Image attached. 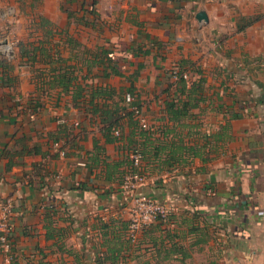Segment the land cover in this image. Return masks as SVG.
Masks as SVG:
<instances>
[{
    "label": "crops",
    "instance_id": "0c3cea01",
    "mask_svg": "<svg viewBox=\"0 0 264 264\" xmlns=\"http://www.w3.org/2000/svg\"><path fill=\"white\" fill-rule=\"evenodd\" d=\"M70 66L78 103L55 81ZM178 68L203 91L174 123L167 101L187 98ZM131 88L149 140L128 119L107 134L90 104ZM179 140L200 154L173 153ZM135 142L138 193L175 211L134 243L121 180ZM0 193L15 202V259L0 249V264H264V0H0Z\"/></svg>",
    "mask_w": 264,
    "mask_h": 264
},
{
    "label": "trees",
    "instance_id": "16d2710c",
    "mask_svg": "<svg viewBox=\"0 0 264 264\" xmlns=\"http://www.w3.org/2000/svg\"><path fill=\"white\" fill-rule=\"evenodd\" d=\"M95 1V0H94ZM71 16V13H70ZM36 53V52H35ZM101 54V55H100ZM97 54V56H101L104 61L106 62L107 66L109 65L110 68V73H114V74H120V71L113 66V59L110 56V51L109 50H105L103 49V51ZM22 55L24 56L25 53L22 52ZM40 55L42 57L48 58L50 57V54L48 52H41ZM62 62V59H59ZM66 69L63 72V68L60 69V74L59 76L55 77V81L58 82L64 89V91L69 90V88L71 86L76 87V94H75V102L78 101V97L79 96H83L85 95L86 89L83 86H77L76 82H77V78L75 76V68L70 66L69 68L65 67ZM177 82L178 85L182 86L180 88V90L182 91V93H186L187 94V98L184 100H171V101H167L166 104V111L168 114V118L170 121L177 123L179 121H181L183 118L188 117L190 115V111L192 110V108H194L198 101L201 100V93L203 91V86L201 81L198 83H194L192 84L191 88L186 90V85L188 82V79H186L184 77V74L187 73V71H185L184 69H177ZM188 91V92H187ZM113 91L111 90V88L108 87H98L92 90V95L94 94L97 97H103L106 100L107 99H111L113 96ZM129 97H132L133 100H130ZM78 103V102H77ZM91 105L94 106V112L95 113H99L102 123L104 125L105 128V132L107 134L113 133L114 130L116 128H120L121 124H122V120L124 119H128L130 121L133 122V124L135 126H139L141 124L140 121V117L138 115V113H136V110L134 108L140 109L141 110V104L135 94V90L133 88H131L128 92H124V96L120 97V102H116L114 104H110L105 102L102 106H100L99 104H96L94 101L90 102ZM141 131H139L138 135L140 136V138L149 140L151 135L149 130L145 129L142 124H141ZM205 141L210 142L211 139L209 136H205ZM136 144L133 146L132 148V152L134 151H139L142 154V162H141V167H134L133 164V160L130 159L129 162V168L128 170L124 173L122 180H121V185L124 181L125 176L130 173V172H134L137 170H140L142 173L145 174V171H143L142 168V164L143 161L146 158V151L143 148L144 144H141L140 142H135ZM161 143V142H160ZM180 143V144H179ZM179 143L174 142V145L172 147H176V148H172L173 153H177L179 152H183V153H187V154H193V156L199 155L200 153L195 151V150H191L190 148H188L187 146H184L182 143V140H179ZM158 148V146L156 147ZM157 153V152H155ZM131 158V156H130ZM174 158V157H173ZM174 165V164H173ZM171 216V215H170ZM169 219V218H168ZM167 219V220H168ZM166 220L163 221H158V222H164ZM15 258L13 257V260ZM12 260V261H13ZM174 264V263H171Z\"/></svg>",
    "mask_w": 264,
    "mask_h": 264
},
{
    "label": "built area",
    "instance_id": "2783aa9c",
    "mask_svg": "<svg viewBox=\"0 0 264 264\" xmlns=\"http://www.w3.org/2000/svg\"><path fill=\"white\" fill-rule=\"evenodd\" d=\"M177 71L174 70V77H177ZM184 77L189 79V74L185 73ZM133 100L132 97H129ZM138 113L141 124L146 127V122L141 116V110L134 108ZM114 133L119 136L120 130L115 129ZM54 152L65 155V150L62 148L61 142H55L53 145ZM51 154L48 155L50 157ZM134 167H141L142 154L139 151H134L131 154ZM140 169V168H139ZM147 180L146 174L140 170L128 173L122 183L123 190L131 193L132 206H131V221L129 224V238L132 242H137L139 233L149 224L157 221L167 220L170 215L175 211V205L171 202H164L155 199L151 196L138 193V189ZM14 215H15V202L12 197L5 196L0 193V249L5 254L7 260H13V241L12 235L14 230Z\"/></svg>",
    "mask_w": 264,
    "mask_h": 264
},
{
    "label": "rangeland",
    "instance_id": "374dc122",
    "mask_svg": "<svg viewBox=\"0 0 264 264\" xmlns=\"http://www.w3.org/2000/svg\"><path fill=\"white\" fill-rule=\"evenodd\" d=\"M5 37H6V45L10 46V48H11L10 51L7 52L8 57H10V56L14 55V51L13 50L15 48V44L14 43H16V40H15V38L13 39L11 36H5ZM219 257H220V254H219V256H217V258L220 259ZM193 262H194V264H202L203 263L202 261H199V262L191 261L190 264H193ZM216 264H223V262H216Z\"/></svg>",
    "mask_w": 264,
    "mask_h": 264
},
{
    "label": "water",
    "instance_id": "95a60500",
    "mask_svg": "<svg viewBox=\"0 0 264 264\" xmlns=\"http://www.w3.org/2000/svg\"><path fill=\"white\" fill-rule=\"evenodd\" d=\"M197 19L200 22H208V20H209L208 15H207L206 11H204V10L198 12Z\"/></svg>",
    "mask_w": 264,
    "mask_h": 264
}]
</instances>
